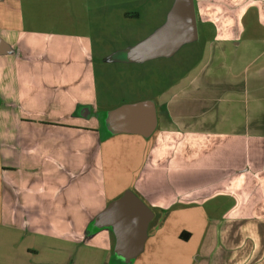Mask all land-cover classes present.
<instances>
[{
	"label": "rangeland",
	"instance_id": "rangeland-1",
	"mask_svg": "<svg viewBox=\"0 0 264 264\" xmlns=\"http://www.w3.org/2000/svg\"><path fill=\"white\" fill-rule=\"evenodd\" d=\"M19 3L23 21L19 47L13 43L9 52L0 53V112L13 113L5 124L14 129H18L19 113L24 142L36 145L38 172L14 175L12 181L19 187L15 194L21 195L34 185L33 176L38 178V215L33 216L38 226L22 228L14 215H2L0 264H205L216 220L230 211L255 214L252 208L238 206L247 197L256 199L258 193L248 195L244 187L253 190L259 177H264L263 42L243 40L239 46L218 48L206 33L171 56L146 58L140 46L160 30L159 20L172 0ZM124 10L139 11L140 16L123 19ZM147 14L154 15L151 21L155 22L140 26ZM34 34L36 51H24L23 39ZM51 35L55 45L38 42V36ZM14 60L38 62L44 69L46 81L29 88L24 104L7 103L2 87L13 88ZM62 64L74 67L73 80L54 93L51 75L54 66ZM71 91L77 97L84 91L80 96L94 116L108 115L121 103L155 100L157 131L147 138L119 135L103 119L86 121L103 126L110 135L98 136L108 196H117L127 185L153 213L143 248L133 260L122 261L115 253L110 226L92 225L96 208L105 201L97 197L94 174L99 168L91 140L69 131H59L57 136L39 123V119L58 120L63 115L57 114L60 110L68 112L66 94ZM68 116L69 112L64 119ZM53 147L67 153V166L49 161L46 151ZM135 169L138 176L131 182ZM62 175L74 179L69 183L70 208L55 213L51 206L58 201L61 187L50 176ZM186 232L185 239L180 237ZM29 247L38 249V254L27 253Z\"/></svg>",
	"mask_w": 264,
	"mask_h": 264
},
{
	"label": "crops",
	"instance_id": "crops-1",
	"mask_svg": "<svg viewBox=\"0 0 264 264\" xmlns=\"http://www.w3.org/2000/svg\"><path fill=\"white\" fill-rule=\"evenodd\" d=\"M173 2L174 0H172L170 8ZM19 6V0H0V53L9 52V45L13 43L14 46L19 47V39H21L19 32L23 30V21L20 16L21 11ZM192 9L195 27L194 35L190 40L180 45L192 42L198 37H203L206 33L207 35L205 37L210 38V40H212L211 42H214L218 48H223L229 44L232 46H239L242 44L243 40H261L264 44V0H192ZM12 32L16 33L15 37L10 34ZM52 36L53 35L49 37L38 36V42L39 40L42 43L44 42L42 46L47 45L48 42H51V45H55L56 42L53 41ZM34 39L35 34L30 38L27 37V39H23L24 51H33V49L36 51V48L32 44V40ZM45 49L42 48L40 51L44 53ZM260 53L264 54V47ZM12 55L14 56V52ZM20 56H22V52ZM12 67L13 88H10L9 84L5 87L2 86L6 89L4 90V95L7 93L8 97L3 98L7 100V103H27L30 95L29 88L42 86L43 82L46 81L44 78L45 74L42 73L44 72L43 66L39 65L38 62L29 63L26 60L17 62L14 60ZM73 73L74 67L72 65H55L51 75V84L54 86L53 92L56 93V89L58 90L59 87L62 88L70 80H73ZM83 92L84 91H82L80 95L83 94ZM75 93L76 91H71L66 94V97H68V101L66 102H69L71 105L69 107V118L67 120L64 119V116L66 117L68 112L66 110H60L57 114L63 115H59L58 120L39 119V123L45 127H49L50 132L56 133L57 136L59 131L63 133L69 131L70 133H68L71 135L78 134L81 137L87 136L88 139L91 140L90 143L94 148V162L99 168L98 174H94L97 180V197L105 201L103 206L96 208L99 212L109 201L117 198L124 190L131 189L125 185L121 189V193L117 196H108L107 190H110V186L107 188L105 186L104 155L100 143L101 141H98V136L105 137L110 135H108L107 130L103 126L87 125L86 121L93 119L94 122H96L97 119V121L99 120L100 122L101 119H103L108 123L109 128L119 135L125 133L126 135L147 138L157 131L158 114L156 112L155 102L150 99L154 104L156 121L149 134L144 135L140 131L121 128L120 124H117L118 121L115 118L113 119V116L118 111L130 104L143 100L121 103L108 115L106 114L103 116L97 113L98 115L96 114L94 116L92 115L93 111L90 104L82 101L83 97L80 95L77 97ZM0 98H2L1 95ZM13 99L15 100L14 102L12 101ZM2 100V103H4V99ZM94 113H96V111ZM12 115V112H0V222L5 221L2 220V215H14L16 224L22 228H31L33 226H38V219H33L38 215V182L36 181L38 178L33 176L35 179L34 185L28 187L26 189L27 192L21 195L15 194L19 187L13 183L12 178L14 175L21 176V173L33 175L38 172V166L34 158L35 153L33 152L36 145L35 143H30V141L27 143L24 142L25 136L22 135L20 130L23 119L20 117L19 113L17 116L18 125L16 127L18 129L7 126L8 123L5 124ZM168 117H170V115ZM27 119L29 120L28 122H34L32 117ZM36 122H38V120ZM3 124H5L6 127H1ZM69 134H66L64 137H71ZM26 137L30 138V134H27ZM50 146L52 145L50 144L48 147L50 148ZM46 154L50 157L49 161L55 165L58 164V166L61 167L69 164L67 153L60 148L56 150L53 147L50 151L47 149ZM137 176L138 174L135 169L130 175V178H132L131 182H134ZM50 177H52L51 180L60 184L61 187V192H58V201H53V206L51 207H53L55 213H59L61 207L67 211V209L70 208H68V191L70 190L71 192L69 183L74 182V179L69 180V175ZM255 191L258 193L256 199L251 196L247 197L243 204L238 206L242 209L252 208L255 214L230 211L231 213L228 215L216 220L213 226L214 238L206 253L205 264H264V177H259L257 185L253 187V190H251L250 187H244V192L248 193V195H251V193ZM142 192L146 194L147 190L143 189ZM237 205H239V203ZM258 208L261 209L259 214H257ZM67 212H69V210ZM19 216H24V218ZM187 235H189V233ZM26 252L38 254V249L29 247ZM134 257L131 260H133Z\"/></svg>",
	"mask_w": 264,
	"mask_h": 264
},
{
	"label": "water",
	"instance_id": "water-1",
	"mask_svg": "<svg viewBox=\"0 0 264 264\" xmlns=\"http://www.w3.org/2000/svg\"><path fill=\"white\" fill-rule=\"evenodd\" d=\"M192 0H174L167 21L140 46L142 55L168 54L194 35ZM121 128L147 135L155 125L154 104L143 100L118 111L113 119ZM152 217L150 208L131 190H124L109 201L96 215L93 226H110L114 237L113 249L122 261L131 260L142 248L147 224Z\"/></svg>",
	"mask_w": 264,
	"mask_h": 264
},
{
	"label": "flooded vegetation",
	"instance_id": "flooded-vegetation-1",
	"mask_svg": "<svg viewBox=\"0 0 264 264\" xmlns=\"http://www.w3.org/2000/svg\"><path fill=\"white\" fill-rule=\"evenodd\" d=\"M144 7V6H143ZM155 8H159V6L155 7ZM169 9H170V6L168 7V10L166 12V16L163 15V17L159 20L160 22L159 23H162V25L160 26L163 27V25L166 23L167 21V16H168V12H169ZM140 16V12L139 11H135V10H124L122 11V17L123 19H138ZM142 20L144 21H141L140 22V26H143V25H146V26H151L155 21H151L154 19V15H149L147 14V16L145 15L144 17L141 18ZM140 19V20H141ZM151 21V22H150ZM157 21V20H156ZM158 22V21H157ZM181 46V45H180ZM179 46V47H180ZM179 47H177L176 49H174L172 52L168 53V54H156V55H153V56H148L146 58H155V57H158V56H163V57H166V56H171V54L173 52H175ZM155 102V100H152Z\"/></svg>",
	"mask_w": 264,
	"mask_h": 264
},
{
	"label": "trees",
	"instance_id": "trees-1",
	"mask_svg": "<svg viewBox=\"0 0 264 264\" xmlns=\"http://www.w3.org/2000/svg\"><path fill=\"white\" fill-rule=\"evenodd\" d=\"M180 236L185 239L186 236H187V232L186 233H181Z\"/></svg>",
	"mask_w": 264,
	"mask_h": 264
}]
</instances>
